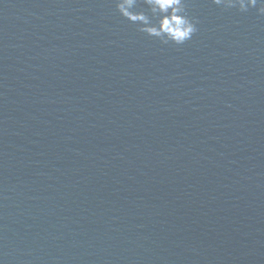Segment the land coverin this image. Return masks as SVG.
Masks as SVG:
<instances>
[{"label":"water","instance_id":"water-1","mask_svg":"<svg viewBox=\"0 0 264 264\" xmlns=\"http://www.w3.org/2000/svg\"><path fill=\"white\" fill-rule=\"evenodd\" d=\"M186 10L0 0V264H264V16Z\"/></svg>","mask_w":264,"mask_h":264},{"label":"clouds","instance_id":"clouds-1","mask_svg":"<svg viewBox=\"0 0 264 264\" xmlns=\"http://www.w3.org/2000/svg\"><path fill=\"white\" fill-rule=\"evenodd\" d=\"M116 11L137 31L158 40L162 45L181 46L197 31L196 21L188 15L186 0H114ZM222 9L246 13L256 8L264 16V0H211ZM143 8L137 10L139 6ZM146 9V10H145Z\"/></svg>","mask_w":264,"mask_h":264}]
</instances>
